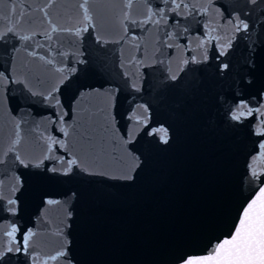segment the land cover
Listing matches in <instances>:
<instances>
[{
  "label": "snow or ice",
  "instance_id": "snow-or-ice-1",
  "mask_svg": "<svg viewBox=\"0 0 264 264\" xmlns=\"http://www.w3.org/2000/svg\"><path fill=\"white\" fill-rule=\"evenodd\" d=\"M0 264H264V0H0Z\"/></svg>",
  "mask_w": 264,
  "mask_h": 264
}]
</instances>
